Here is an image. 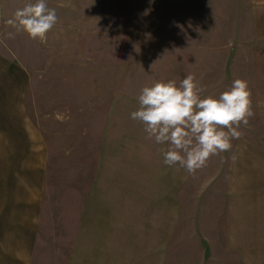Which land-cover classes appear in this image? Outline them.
<instances>
[{
  "label": "rangeland",
  "instance_id": "1",
  "mask_svg": "<svg viewBox=\"0 0 264 264\" xmlns=\"http://www.w3.org/2000/svg\"><path fill=\"white\" fill-rule=\"evenodd\" d=\"M27 2L0 0V114L14 116L24 80L21 114L35 128L33 264L246 255L241 230L264 227L263 186L245 183L264 176V0H47L59 19L43 42L8 23ZM190 72L203 96L249 81L254 112L231 150L194 174L165 165L168 145L130 116L144 86ZM15 155L6 153L7 168Z\"/></svg>",
  "mask_w": 264,
  "mask_h": 264
},
{
  "label": "clouds",
  "instance_id": "2",
  "mask_svg": "<svg viewBox=\"0 0 264 264\" xmlns=\"http://www.w3.org/2000/svg\"><path fill=\"white\" fill-rule=\"evenodd\" d=\"M14 17L8 23H16L18 30L41 42L59 19L47 0H29ZM205 91L194 72L182 80L161 79L141 89L139 108L130 116L144 125L147 139L168 145L163 151L165 165L178 164L194 174L210 157L230 151L232 141L242 135L241 125L247 126L253 117L249 81L237 78L219 95L203 96Z\"/></svg>",
  "mask_w": 264,
  "mask_h": 264
},
{
  "label": "crops",
  "instance_id": "3",
  "mask_svg": "<svg viewBox=\"0 0 264 264\" xmlns=\"http://www.w3.org/2000/svg\"><path fill=\"white\" fill-rule=\"evenodd\" d=\"M13 70H17L23 79V71L13 65L3 64L1 72L4 74ZM24 82L22 80L19 97L15 100L17 107L12 113L14 116L0 114V264H33L36 259L35 231L38 211L35 212V128L21 114V94L26 90ZM14 152L17 154L13 156L16 164L9 159L11 164L7 168L5 155L15 154ZM16 166L18 173L15 171ZM6 169H9L7 174ZM245 183L257 188L263 186L261 190H264V176H249ZM239 190L244 191L242 187ZM256 190L251 188L247 192ZM255 225L252 227H256ZM262 229L259 230L257 226L250 232L241 230L239 248L244 249L246 255L239 259H229L227 264H264V227Z\"/></svg>",
  "mask_w": 264,
  "mask_h": 264
}]
</instances>
